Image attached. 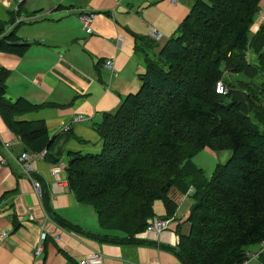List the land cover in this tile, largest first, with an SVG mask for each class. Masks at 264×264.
Returning a JSON list of instances; mask_svg holds the SVG:
<instances>
[{"label": "trees", "instance_id": "16d2710c", "mask_svg": "<svg viewBox=\"0 0 264 264\" xmlns=\"http://www.w3.org/2000/svg\"><path fill=\"white\" fill-rule=\"evenodd\" d=\"M259 2L193 0L158 51L153 40L137 36L145 68L140 88L92 123L101 139L95 153L50 152L54 139L45 122L18 118L46 104L6 97L10 71L0 67V115L23 151L45 149L50 164L65 152L68 189L93 208L100 226L88 235L155 244L137 236L154 216V201L172 214L170 189L191 187L190 231L174 249L182 264H240L248 248L264 242V24L251 31ZM6 25L0 20V51L22 54L30 44L6 33ZM219 81L225 94L215 90ZM204 148L232 151L209 177L192 162ZM42 199L46 209L43 189Z\"/></svg>", "mask_w": 264, "mask_h": 264}, {"label": "crops", "instance_id": "0c3cea01", "mask_svg": "<svg viewBox=\"0 0 264 264\" xmlns=\"http://www.w3.org/2000/svg\"><path fill=\"white\" fill-rule=\"evenodd\" d=\"M193 0H0V20L30 45L20 55L0 51V67L10 71L5 80L6 97H24L46 104L37 111L19 115L22 120L42 119L53 138L50 152L74 150L98 152L101 139L92 123L105 112L117 109L123 98L139 90L145 68L136 51L137 36L153 40L158 51L176 33ZM95 11L88 33L79 12ZM22 18V21L16 20ZM12 27V25H14ZM264 24V0L251 26L256 32ZM158 32L160 37L153 38ZM113 60L112 69L104 66ZM78 115L84 116L75 120ZM8 150L23 152L24 145L0 115V157ZM206 151L215 153L208 148ZM56 175L54 164L35 158V174L45 195L35 193L30 180L12 162L0 166V264H33V252L43 244L41 264H78L93 252L102 264H182L175 250L180 236L190 231L188 217L192 189L172 187L175 204L171 214L162 200L153 203L155 217L169 220L159 234L141 233L140 239L155 242L114 244L88 235L100 226L93 208L79 203L68 189L64 165ZM219 164V163H218ZM56 167V166H55ZM77 229L61 226L54 215ZM157 243V244H156ZM247 264H264V242L248 248Z\"/></svg>", "mask_w": 264, "mask_h": 264}, {"label": "built area", "instance_id": "2783aa9c", "mask_svg": "<svg viewBox=\"0 0 264 264\" xmlns=\"http://www.w3.org/2000/svg\"><path fill=\"white\" fill-rule=\"evenodd\" d=\"M171 1L175 2L176 0H171ZM96 13L97 12H95V11L79 12L78 17H79V19L83 25V28L88 33L91 31V23H92V20L94 19V17L96 16ZM20 21H22V18L17 19L15 24H17V22H20ZM15 24L12 25V27L15 26ZM11 29L12 28L10 27V29L7 31H10ZM2 35L3 34H0V37ZM159 37H160V35L158 32H155L153 34L154 39H158ZM104 66L107 69H112L113 60L112 59H106L104 61ZM215 90L217 93L225 94L228 91V88L222 82L219 81L215 86ZM83 118H84V116L78 115L75 117V120H81ZM5 147L7 148V152L5 153V155L0 157V166L3 164H6L7 162H12V164L15 167H17L22 172V174H24L30 180L32 187H33L35 193L37 194V196L42 198V186H41L40 181L35 177L36 172H35V167L33 164V159H35V158L43 159L44 155L46 153V150L44 149V150H41L38 152H25V151H23V152L16 155L13 152H11L10 150H8L7 144H5ZM53 166H54V168L52 169L51 172L53 175H56V173L61 168H63V163L54 164ZM168 226H169V220L168 219L153 216L151 219L148 220L147 226L142 233L159 234V233L163 232L164 230H166L168 228ZM5 234L6 233L4 231L1 232L0 242L3 239V237L5 236ZM137 236H139V234ZM43 253H44L43 244H39L33 252V258H34L33 264H41L42 258H43ZM252 257H251V255H249L240 264H247ZM78 264H102V256L99 252H93V253L89 254L88 256L79 259Z\"/></svg>", "mask_w": 264, "mask_h": 264}, {"label": "rangeland", "instance_id": "374dc122", "mask_svg": "<svg viewBox=\"0 0 264 264\" xmlns=\"http://www.w3.org/2000/svg\"><path fill=\"white\" fill-rule=\"evenodd\" d=\"M232 77H230V78H232ZM14 100H11V101H14ZM91 153H95V152H91ZM231 154H232L231 150L215 151V153L213 154L211 152L206 151L205 149H202L192 158V162L197 167L202 168L204 175L206 177H209L213 173L217 164L218 163H221V164L225 163L229 159Z\"/></svg>", "mask_w": 264, "mask_h": 264}]
</instances>
